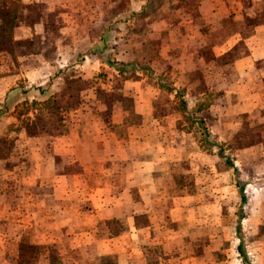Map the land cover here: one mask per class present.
<instances>
[{
  "label": "crops",
  "instance_id": "obj_1",
  "mask_svg": "<svg viewBox=\"0 0 264 264\" xmlns=\"http://www.w3.org/2000/svg\"><path fill=\"white\" fill-rule=\"evenodd\" d=\"M17 2L63 13L59 32L74 45L66 46L61 35L65 47L53 63L42 59L30 70L0 73V139L14 141L8 175L22 189L21 221H51L36 245L53 248L60 264H233L219 255L227 254L225 237L237 232L245 194L235 168L222 164L221 147L229 145L225 134L240 128V117H259L264 125V0H196L191 20L182 18L185 6L176 10L167 3L168 9L150 0L148 12L178 11L181 19L144 21L139 31L133 21L110 25L96 18L102 0V7L92 0ZM7 5L4 0V10ZM120 25L130 30L127 40L115 30ZM46 27L42 17L29 26ZM180 29L179 36L173 34ZM165 32L154 60L145 59V70L134 51ZM176 46L180 51L174 53ZM78 56L84 61L74 68L76 77L86 86L62 120V132L45 145L19 126L17 112L35 97L43 103L58 94L59 71ZM194 75L203 77L206 89L198 91V83L194 89ZM161 76H169L168 88ZM103 91L120 101L109 109L99 100ZM24 117H32V107ZM258 132L264 141V128Z\"/></svg>",
  "mask_w": 264,
  "mask_h": 264
},
{
  "label": "rangeland",
  "instance_id": "obj_2",
  "mask_svg": "<svg viewBox=\"0 0 264 264\" xmlns=\"http://www.w3.org/2000/svg\"><path fill=\"white\" fill-rule=\"evenodd\" d=\"M92 1L95 6L102 7L100 5L101 0ZM149 1L102 0L103 10L100 11L97 8L94 16L99 20L107 21L110 25L128 24L133 21L137 31L141 30L144 21H156L163 18L181 19L182 13L180 14L178 11L169 15H166V12H148ZM152 2H158L163 8L168 5V9L171 8L169 4H172L173 8L177 7L176 10H180V6H185L187 12H184L185 16L182 18L188 20L195 18L196 0H152ZM133 5H142L145 8L141 11H134L132 10ZM4 9V0H0V66L2 67L0 73L4 72V69L8 70V74L30 70L38 63L45 62L44 60L53 63L52 59L56 52L59 51L60 47H65L64 43H60L63 34L59 32L60 21H62L63 16L61 14L63 13L44 12L41 10V6L36 5L25 7L17 0H8L6 10ZM41 17L46 19V28L39 31L35 28H29ZM122 27L124 26L120 25L115 30L121 34L124 40H127L126 37L131 36L130 30L125 27L122 29ZM225 32H220V36H225ZM181 33L182 29L174 31L173 34L179 36ZM160 34L154 36L150 41L144 42L142 47L136 48L134 51H139L138 55L142 59L139 58L136 63L146 68L145 70L150 69L147 62H144L145 59L148 60L150 56L154 60L158 50L161 49L160 44L165 39L166 32ZM63 41H66V46L71 45V36H68L66 40L63 36ZM71 46L74 47L73 44ZM183 47L188 49L186 45ZM186 49L183 52L185 54H187ZM178 51H180V47L176 46L174 53ZM6 53L7 56H5ZM203 54L206 58L210 57L207 50ZM83 61L84 59L78 56L76 60L68 61L61 68L59 71V75L62 76L61 89L58 94L51 95L43 103L36 101L37 98L40 100V97H35L28 107L22 106L17 112L16 121L18 120L19 126L31 136H41L45 145L50 141L53 134L62 132L64 125L62 120L72 110L70 107L75 106L79 101L80 91L86 86L81 77H76L77 74L74 69L78 65H83ZM158 63L163 66L160 61ZM153 66L155 67L154 64ZM124 69L128 71L126 68ZM168 77L161 76L158 79L165 88H168L170 82ZM191 79L194 89L197 83L198 91L206 89L202 83V76L194 75ZM52 80L53 78L49 80L51 84ZM98 97L100 101L108 105L109 109L116 101H120L117 94L105 91L100 92ZM166 99L165 96L161 97L160 105L163 106L167 101ZM31 107L32 117L21 118L27 114ZM178 108H180V104ZM106 113H109V110ZM239 120L241 122L240 128L234 131L233 135L232 132L225 134L228 137L229 145L225 148L221 147V160L222 164L226 163L225 167L235 168L233 174L239 187L244 188L245 200L240 202L239 212L242 213V219H238L237 232L232 238L225 237L226 245L229 247L227 254L221 252L219 258L223 262L229 257V261L233 264H264V156L260 145L264 141L256 138L261 136V134L256 133H259L258 131L264 128V125L260 123L259 117L247 120L242 116ZM219 131L223 132L224 127L220 126ZM200 139L204 146L210 145L208 141H203L201 135ZM33 141H27L29 151L32 150L36 142L34 139ZM13 144L14 141H9L8 138L0 139V264H60L59 253L53 248L46 251L36 245L38 233H47L50 230L51 221L46 224H40L37 219L31 220L30 224L21 221L22 189L17 182L18 178L15 175H8V168H11L8 164V151L11 150ZM253 145H259L256 153L250 154L241 151V149ZM228 149L231 150L228 151ZM25 157L27 156L21 155L20 159L22 158L23 162L27 163L28 158ZM34 207L36 208V205ZM237 245L238 252L235 251Z\"/></svg>",
  "mask_w": 264,
  "mask_h": 264
},
{
  "label": "trees",
  "instance_id": "obj_3",
  "mask_svg": "<svg viewBox=\"0 0 264 264\" xmlns=\"http://www.w3.org/2000/svg\"><path fill=\"white\" fill-rule=\"evenodd\" d=\"M51 103V102H50ZM68 114V113H67Z\"/></svg>",
  "mask_w": 264,
  "mask_h": 264
}]
</instances>
